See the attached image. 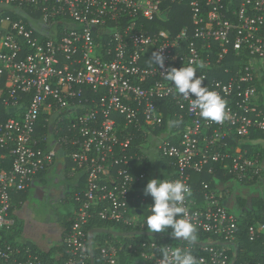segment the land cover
<instances>
[{
	"label": "built area",
	"instance_id": "1",
	"mask_svg": "<svg viewBox=\"0 0 264 264\" xmlns=\"http://www.w3.org/2000/svg\"><path fill=\"white\" fill-rule=\"evenodd\" d=\"M173 6L189 9L190 26L177 34L147 28L167 22ZM189 64L202 86L226 101L221 123L190 109L166 79L168 69ZM162 108L173 111L176 124ZM166 125L159 157L174 168L170 179L189 186L184 206L197 234L209 238L194 241L197 252L184 241H147L125 254L161 264L163 249L180 248L198 264H234L227 246L238 238L239 216L222 204L232 191L209 182L196 189L194 176L217 180L221 172L245 185L264 179L260 154L245 149L254 134L264 136V0H0V264H90L91 221L135 229V188L146 175L134 174V161L145 164L134 139L140 134L144 147ZM60 150L72 163L69 176L80 175L84 186L73 194L71 226L52 262L13 239V209L16 195L55 165ZM248 232L256 241L264 220ZM94 249L101 264H118L125 246L99 241Z\"/></svg>",
	"mask_w": 264,
	"mask_h": 264
},
{
	"label": "trees",
	"instance_id": "2",
	"mask_svg": "<svg viewBox=\"0 0 264 264\" xmlns=\"http://www.w3.org/2000/svg\"><path fill=\"white\" fill-rule=\"evenodd\" d=\"M226 3H228L229 0H225ZM234 8V7H231ZM185 25L190 26V12L189 9L184 6H173L171 15L169 17V20L167 22H155L152 24H148L147 28L149 30H170L173 34H177L181 29L185 27ZM231 63H226L227 66L235 62V59L232 57ZM218 76L224 79H228L229 75L223 74L221 71L217 72ZM165 114L166 121H169L174 125L176 124V121L174 120L173 111L169 112L168 108H162ZM123 123L124 121L121 120ZM184 124L181 125L183 127ZM166 132H169L168 126L166 125L164 130L159 129L154 134H165ZM138 134V133H137ZM260 139H264V136L261 134H254L252 136V141L250 144H247L245 146V149L249 151L250 155H257L259 154L258 150H261V146L254 144ZM144 143L143 137L138 134L136 138L134 139V148L133 152L137 153L140 156H143L144 159V166L137 161H134V174L139 175L144 173L146 175L145 179L141 184H138L135 188V191L138 189L139 191L136 192V194H139L141 197L137 200V202H133V207H137L139 209V213H141L140 222L138 226L135 229L126 228L122 225H116L112 223H106L103 221L94 220L91 221L87 227V231L90 233L92 230L95 229H106L109 231H115V232H121V233H130V232H149V233H155L150 232L149 229H147L146 226V217L149 213V208L152 205L153 201L152 198L148 195H145L144 188L146 186V183L151 178H159V172L156 171L151 163L149 162V159L145 157V153L143 151L142 145ZM164 162V168L168 167L171 170L174 168L171 166L170 162L167 160L162 159ZM174 174V173H173ZM218 179L220 181H229L231 178L224 177L222 173L218 174ZM162 179H168L167 177L164 178V176H161ZM214 178L207 175H195L194 176V188L197 189V187L200 186L201 182H209L212 183V185L215 186ZM252 185H255V183H251ZM250 185V184H249ZM81 189H77L76 192L80 191ZM135 191L132 193V197L136 196ZM17 197L14 198V202ZM145 199L146 202L142 205L141 201L142 199ZM73 201V200H72ZM238 202L240 206L245 207L247 204V200L245 198H239ZM74 203V201H73ZM75 204V203H74ZM239 216V235L237 240L234 242L233 247L234 250H228L229 256L233 259L234 264H240L243 262H251L252 264H264V235H262L260 238H258L256 241L252 242L249 239V227L256 224L258 221L264 220V198H254L252 200V210H247L242 212ZM71 220L72 216L68 215L66 218H64L65 225H67V230L71 226ZM159 236H156L154 238L148 237V236H128V237H116L110 233L108 234H97L94 238V243H97L99 241H106L105 239H108L109 241H115V240H122V243L125 246V249L120 252L121 255H125V251L127 246L130 244H138L142 242L147 241H155L159 244L166 245V246H176L180 243L181 240H178L171 234V229H168L167 232H159L156 233ZM209 237L204 235H198V239L200 241H205ZM185 245H191L195 252L198 250V245L194 242H186L184 241ZM232 247V246H231ZM35 251V250H34ZM36 252V251H35ZM95 253V263L101 264L99 251L97 249H94ZM42 259L46 261H56L52 255L47 254H38ZM91 264V263H90Z\"/></svg>",
	"mask_w": 264,
	"mask_h": 264
},
{
	"label": "clouds",
	"instance_id": "3",
	"mask_svg": "<svg viewBox=\"0 0 264 264\" xmlns=\"http://www.w3.org/2000/svg\"><path fill=\"white\" fill-rule=\"evenodd\" d=\"M154 62L164 67V58L160 52L153 53ZM200 62L199 68H203ZM197 68L191 64L167 70L165 77L171 81L176 92L190 101V109L198 110L199 115L207 120L221 123L227 116L226 101L215 90L202 86L204 78L197 76ZM194 96V98H192ZM189 186L181 180L151 178L144 188L145 195L152 198V205L146 217V226L150 232H167L177 239L196 241V225L189 219L184 206ZM161 264H198L190 250L165 248L161 252Z\"/></svg>",
	"mask_w": 264,
	"mask_h": 264
},
{
	"label": "crops",
	"instance_id": "4",
	"mask_svg": "<svg viewBox=\"0 0 264 264\" xmlns=\"http://www.w3.org/2000/svg\"><path fill=\"white\" fill-rule=\"evenodd\" d=\"M163 134H153L149 137L147 140V143H145L143 148V151L145 153V157L149 159V162L154 168L153 165V157L158 159L159 158V178L162 179V175L165 177H169L170 179L173 176L174 170L166 167L164 168V162L159 157L157 146L159 144V141L161 138H163ZM254 144L260 145L261 150H258L261 158H262V167L264 170V139H260ZM154 152L157 153L158 158L154 155ZM73 169L72 163L69 161V159L64 155V152L60 150L59 155L57 156L56 163L53 167H51L48 171L41 174L35 181H39V187L37 191V196H41L43 199L45 198L46 191L44 188L51 186V194L52 197L56 198H62L60 202H72L73 204V211L71 214L74 213L75 204L72 201L73 194L77 191V189H82L84 186V181L81 179L80 175H77L76 177H70L68 172ZM215 186L219 189H221L224 185L230 188L232 191V196L230 198H225L222 201L223 206L232 214L234 215H240L242 212L247 210H252V200L254 198H264V179L259 184H241L236 183L231 180L229 181H220L219 179L214 180ZM31 189V186L30 188ZM16 200L18 202L19 206H22L25 203V199L23 198V193L16 195ZM245 198L247 200V204L245 207L240 206L238 199L239 198ZM234 210V211H233ZM237 210V212L235 211ZM62 227H61V233L60 234V240L55 241L49 240V242L43 243L41 246H38L36 244L30 245L29 242L27 243H21L20 241L17 243H21L25 246L30 247L32 250H35L38 254H47L52 255L54 259L57 258L58 253L63 249V240L64 236L67 231V225H65L64 221H61Z\"/></svg>",
	"mask_w": 264,
	"mask_h": 264
},
{
	"label": "rangeland",
	"instance_id": "5",
	"mask_svg": "<svg viewBox=\"0 0 264 264\" xmlns=\"http://www.w3.org/2000/svg\"><path fill=\"white\" fill-rule=\"evenodd\" d=\"M154 155L158 158L157 153L154 152ZM158 162L159 158L153 157V165L156 171H159ZM39 183V181H33L31 189L23 192V198L26 201L22 206H19L17 201L14 202L13 215L19 221L17 232L13 237L16 242H29L30 245L41 246L43 243L49 242V240L55 239V241H59V233L62 230L61 221L73 211L72 202H60L62 200L61 197H52L51 186L44 188L46 191L44 199L41 196H37ZM235 211L237 212V210ZM105 240L109 241L108 239ZM109 242H112L118 248L123 245L120 239ZM227 248L228 250H233L231 246H227ZM118 264L143 263L136 257L133 258L125 254L120 256Z\"/></svg>",
	"mask_w": 264,
	"mask_h": 264
},
{
	"label": "water",
	"instance_id": "6",
	"mask_svg": "<svg viewBox=\"0 0 264 264\" xmlns=\"http://www.w3.org/2000/svg\"><path fill=\"white\" fill-rule=\"evenodd\" d=\"M112 234L116 237H128V236H148V237H151V238H154L156 236H159L158 234L156 233H149V232H130V233H121V232H115V231H109V230H106V229H95V230H92L89 234V245L91 247V264H96L95 263V253H94V250H93V243H94V238L97 234ZM178 240H181V241H187V242H191V241H188V240H184V239H178Z\"/></svg>",
	"mask_w": 264,
	"mask_h": 264
}]
</instances>
